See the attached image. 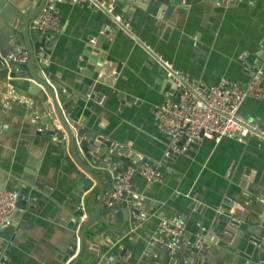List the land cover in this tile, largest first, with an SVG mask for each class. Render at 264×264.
<instances>
[{"label": "crops", "instance_id": "0c3cea01", "mask_svg": "<svg viewBox=\"0 0 264 264\" xmlns=\"http://www.w3.org/2000/svg\"><path fill=\"white\" fill-rule=\"evenodd\" d=\"M39 1L32 0L31 8ZM98 1L105 7L111 4V12L121 16L118 21L128 31L118 27L115 35L103 38L99 49L105 62L90 99L100 92L112 91L109 101L105 100L106 95L102 100L108 109L101 111V102L87 97L88 101L84 102H89L90 107L83 111L100 122L103 134L115 144L145 162L156 163L161 174L156 181H148L139 174L132 176L131 190L146 195L156 206L153 213L146 211L145 219L125 235L126 255L116 263L107 264H171V256L164 249L147 251V243L165 215L181 219L184 233L190 238L196 232L197 223L206 228L210 226L209 219L214 215L212 206L229 210L243 228L264 221V202L260 199L264 191V146L258 138L249 136L246 142L226 137L219 142L203 139L191 144L186 153L181 152L172 161L159 162L168 138L157 129L153 112L168 99L173 88L168 83L169 76L156 81L154 69L158 64L147 52L150 49L172 68L182 70L197 82L211 85L228 78L245 84L257 68H262L264 73V0H232L230 4L209 8L199 5L196 10H181L182 14L176 13L166 22L161 19L163 12L156 13V0ZM55 7L61 27L52 37L47 61L42 63L49 66L55 78L70 84L80 76L77 63L89 36H96L101 24L106 22L105 28L113 33V22L97 6L57 0ZM22 42L20 33L16 46L20 48ZM8 75L0 62V99L11 94ZM106 82L113 86H104ZM14 89V97L22 101L11 104L13 114H8L3 123L10 121L16 127L15 138L2 132L5 126L1 128L0 124V188L3 187L2 192L19 193L28 187L31 189L23 213L9 216V223L15 229L9 240L1 237V257L8 264H66L59 246L70 239L66 227L70 223L67 206L71 205L75 182L58 141L44 136L37 141L24 129V122L36 118L37 109L30 107L29 101L27 105L24 103L26 99L20 97L24 92ZM42 97L41 92L37 101ZM241 112L249 120L264 123V99L246 98ZM123 160L135 166L128 157ZM30 173L35 174L33 179L40 186L28 179ZM102 178L108 183L112 181L109 175ZM99 193L95 183L83 193L86 218L94 215ZM226 194L232 199L229 204L224 202ZM104 195L110 197L109 186ZM195 199L200 202L197 208L192 206ZM119 224L128 225L127 222ZM98 226L99 222L93 224V228ZM79 228L80 224L77 232ZM224 255L219 249H209L205 256L192 257L190 262L181 256L180 263L226 264ZM84 260L77 264H84Z\"/></svg>", "mask_w": 264, "mask_h": 264}, {"label": "water", "instance_id": "95a60500", "mask_svg": "<svg viewBox=\"0 0 264 264\" xmlns=\"http://www.w3.org/2000/svg\"><path fill=\"white\" fill-rule=\"evenodd\" d=\"M22 1L0 0L1 64L5 67L3 58L7 57L10 50H26L28 52L25 63L10 61L11 69L5 68L10 76L9 85L12 91L10 90L9 96L6 95L5 98L0 99V124L1 128L5 126L2 132L9 133V137L15 138L16 136L14 133L16 127L10 121L4 125L3 123L8 114H13L10 112L11 104L22 101L18 96L14 97V88H17L24 92L23 95H20L22 99H26L24 103L27 105V101H29V106L37 109L36 118L31 120V117L29 121L32 122H24V129L35 136L37 141L42 136L49 140L58 141L62 148L64 162L71 169V175L75 182L72 193L74 196L69 202L71 205L67 206L70 223L66 227L70 232V239L67 244L61 243L59 246L62 259L65 260L68 256L75 254L70 264H77L82 258L85 259L84 264L96 262L97 264H107L109 261L116 263L117 259L124 257L127 252L125 235L131 233L142 221L139 218L140 214L146 211L153 213L156 204L152 203L146 195L135 193V191L122 192L117 200L106 195L103 196L104 190L108 186L110 191L111 183H108V180L103 179L102 176L113 177L123 170L128 165L123 160L124 157H128V161L134 163L138 169L143 168L145 160H142L137 154H131L119 144H115L107 135L103 134V127L100 122H95L93 117H88L83 109L90 107L89 102L85 103L84 100L88 101L87 97L91 98L92 91L96 89V85L100 81L99 75L105 62L103 55L99 54L103 38L110 34L115 35L118 27L127 29L114 18L115 13H109L105 6L98 4L97 8L108 17V21L113 22L111 25L113 33L105 28L108 24L106 22L101 24L100 32L96 36H89L87 44L81 49L77 63L76 71L80 76H76L74 82L70 84H63L61 78H55L53 74H50L49 66L47 67L42 63L48 59L47 53L54 34L40 33L31 26V20L41 10L46 0H40L34 8H31L32 0L21 3ZM156 2L158 3L156 13L160 15L163 12L161 19L166 22L174 14H182V11L185 10H196L199 5H205V8L217 5L224 6L226 3L230 4L232 0H156ZM20 33L23 42L18 48L16 41ZM138 43L141 42L138 40ZM195 46L198 47L199 44H195ZM147 52L158 64L154 69L156 81L161 82L164 77H168V73L171 74L168 83L173 88V92L167 98L176 101L179 96V87L173 70L168 67L164 59L150 49H147ZM147 62L153 64L150 59H147ZM103 85L106 87L113 86L109 82ZM41 92L43 97L38 102L37 98ZM105 95V100L109 101L112 98V91L109 93L100 92L90 100H95L97 103L101 102L102 106ZM118 96L121 95L118 94ZM107 109L108 105L106 104L102 106L101 111ZM166 138H168V143L165 154L159 161L161 164H166L181 154L172 150L169 146L170 139L167 136ZM195 143L191 142L182 153H186L191 144ZM177 145L180 146L181 142H178ZM154 165L156 166V163ZM33 176L35 174L30 173L28 179L40 186L38 182L34 181ZM228 177L230 178L229 175ZM246 177L247 175H244V178ZM94 183L100 189L96 211L91 218H86L80 224L77 232L76 229L82 213L80 207L84 200L83 193L91 188ZM2 189L3 187L0 188V192L3 191ZM30 189L28 187V189H23L20 192L19 200L11 212L12 214L21 215L23 213ZM230 197L226 194L224 202L231 203ZM260 199L264 202V191H261ZM103 202L104 204H102ZM192 203L193 208L200 206V202L196 199ZM212 208L214 215L209 219L210 228H206L202 223H197L198 227L192 238L187 233H183L174 248V253L171 255V264H185L180 263L181 256L186 257L187 261L190 262L192 257L205 256L209 249H219V251L224 252L226 264H264V221L258 225L243 228L240 222L231 217L232 213L229 210L217 206H212ZM97 222H99V226L93 228V224ZM121 222H127L128 225L119 224ZM14 229L15 226L10 223L3 224L0 226V236L9 240ZM58 231L61 232V230ZM155 248H162L166 252L170 251L166 243L156 247L149 242L147 243V251H152ZM85 251L87 253H84ZM4 262L8 264L6 261ZM199 264L202 263L199 262Z\"/></svg>", "mask_w": 264, "mask_h": 264}, {"label": "built area", "instance_id": "2783aa9c", "mask_svg": "<svg viewBox=\"0 0 264 264\" xmlns=\"http://www.w3.org/2000/svg\"><path fill=\"white\" fill-rule=\"evenodd\" d=\"M73 5L98 6V0H60ZM57 0H48L41 10L34 16L31 26L40 33L56 34L60 31V18L56 12ZM103 6V5H102ZM111 4L106 8L111 12ZM120 20V15H114ZM28 52L10 50L7 57L3 58L5 68L10 70V61L25 63ZM165 63L173 70L178 80L179 96L176 101L166 99L154 109L157 129L169 137V146L179 153L183 152L191 142H201L203 139L219 142L222 138L236 139L246 142L249 136L258 138L264 146V123L247 119L241 112L242 103L246 98L264 99V79L262 68H257L254 75L245 84H240L228 78L220 79L216 84H204L190 78L180 69H174L167 61ZM168 76H171L168 73ZM10 79V76L8 75ZM12 91V90H11ZM181 142L178 146L177 143ZM139 174L148 181H156L161 178L157 166L150 162H144L143 168L133 165L126 166L112 177L110 198L117 200L122 192L130 193L131 178ZM20 193L16 190L0 193V226L9 224L8 216L15 209ZM142 198V196H140ZM81 215L79 224L86 220L85 209L80 207ZM146 213L139 218L145 219ZM184 233V224L175 216H163L160 218L149 243L155 247L166 243L170 251L174 253L176 244ZM201 236V235H199ZM167 238V239H166ZM3 239L0 236V264H5L1 252ZM166 251V250H165ZM75 254L65 261L70 263Z\"/></svg>", "mask_w": 264, "mask_h": 264}]
</instances>
